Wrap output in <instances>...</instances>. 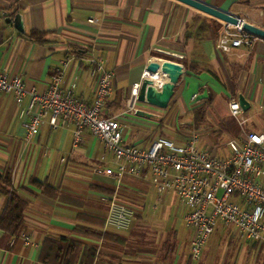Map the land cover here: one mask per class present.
Here are the masks:
<instances>
[{
  "label": "crops",
  "instance_id": "0c3cea01",
  "mask_svg": "<svg viewBox=\"0 0 264 264\" xmlns=\"http://www.w3.org/2000/svg\"><path fill=\"white\" fill-rule=\"evenodd\" d=\"M196 1L264 30V0ZM15 16H21L23 33L5 23ZM90 19L94 22H88ZM221 23L175 0H0V67L9 76H18L28 92L38 93L44 92L51 77L62 69L61 88L71 89L77 100L89 105L95 75L88 60L90 56L101 58L113 72L106 115L122 130L125 145L146 149L157 139L181 145L192 134L204 135V140L198 137L199 148V144L207 145L206 139H216L210 132L221 135L210 128L208 112V129H187L192 109L207 96L212 98L211 105L224 96L228 116V105L237 102L238 95L249 103L242 126L230 116L235 122L233 138L242 132L264 133V41L223 54L216 49ZM31 31L44 33L45 42L29 40ZM66 56L71 60L62 67ZM151 59L177 64L184 71L165 110L135 103V109L150 112L159 121L127 113L131 87L140 82ZM190 66L194 72L189 71ZM27 102L28 97L23 106ZM47 120L26 142L12 94L0 93V174L9 175L11 190L27 202L20 233L0 230V264H42L39 256L47 237L69 238L93 247V264L197 262L189 257L192 233L184 224L187 210L174 194L157 193L145 168L140 177L127 176L117 183L115 160L97 138L83 130L80 144L74 147V126L69 123L53 129ZM204 150L217 155L211 146ZM34 182L52 187L54 195L42 194ZM150 190L157 193L150 211L165 207L161 225L158 220L148 223L143 219ZM115 192L132 211L130 227L124 232L104 226L109 199ZM6 202L0 195V215ZM76 228L110 234L114 239L81 236ZM228 233L229 241L233 234L228 230L226 236ZM247 243L248 260L264 264V257L259 259L262 252L257 254L261 246ZM250 248L253 259L248 255Z\"/></svg>",
  "mask_w": 264,
  "mask_h": 264
},
{
  "label": "built area",
  "instance_id": "2783aa9c",
  "mask_svg": "<svg viewBox=\"0 0 264 264\" xmlns=\"http://www.w3.org/2000/svg\"><path fill=\"white\" fill-rule=\"evenodd\" d=\"M221 24L216 49L223 54H231L232 50L251 46L259 40L244 32L241 25ZM70 60L66 56L62 67ZM88 62L95 75V90L89 105L77 100L71 89L61 88L62 69L51 77L47 89L38 93L28 92L18 76H9L0 67V93L12 94L18 106L25 141L30 142L38 134L45 118L53 129L71 123L74 126V147L80 144L83 130H88L113 156L117 183L127 176L140 177L145 168L157 193L170 192L185 206L184 224L192 233L189 242L192 261L199 260L218 225L233 227L242 238L264 249V133L242 132L225 143L226 152L222 155L198 148L195 134L181 145L164 139L153 141L146 149L125 145L122 130L106 115L113 72L101 58L90 56ZM145 77L143 74L141 79ZM138 88L139 83L130 90L131 104L127 108L130 115L136 110ZM26 97L28 102L23 106ZM228 111L239 126L245 123L244 113L237 102H231ZM131 219L132 211L117 199L115 192L109 199L104 226L124 232L129 229Z\"/></svg>",
  "mask_w": 264,
  "mask_h": 264
},
{
  "label": "trees",
  "instance_id": "16d2710c",
  "mask_svg": "<svg viewBox=\"0 0 264 264\" xmlns=\"http://www.w3.org/2000/svg\"><path fill=\"white\" fill-rule=\"evenodd\" d=\"M12 17V14L9 15ZM28 39L39 44L45 42V34L38 31H31L27 35ZM189 71L194 72V66L189 67ZM200 91V90H199ZM212 98L207 96L203 103L195 107L191 111V122L187 126L188 130L203 131L208 129L206 125L207 112L211 105ZM212 137H219L216 131L210 132ZM41 193L44 195H54L55 190L47 184L34 182ZM0 195L7 198L6 205L0 215V230L11 234L18 235L23 228V213L27 207V202L11 190L10 177L6 174H0ZM101 226V224H99ZM78 235L103 240H113L110 234H100L89 230L76 228ZM229 242H231L229 240ZM252 249H257L252 245ZM249 249L251 255L252 249ZM95 249L88 245H84L76 240L69 238H52L47 237L42 242L39 260L42 264H93L95 259ZM257 254L264 253V249L259 247Z\"/></svg>",
  "mask_w": 264,
  "mask_h": 264
},
{
  "label": "rangeland",
  "instance_id": "374dc122",
  "mask_svg": "<svg viewBox=\"0 0 264 264\" xmlns=\"http://www.w3.org/2000/svg\"><path fill=\"white\" fill-rule=\"evenodd\" d=\"M226 105V98L224 96H220V99H215L213 104L209 108L208 113L211 115L212 121L208 120V124L210 125L211 129L221 131V135H219V137H217L216 139H206L205 142L207 145H205L204 143L199 144L198 146L200 149H207L208 146H211L213 149L217 150V155L224 154L223 151L226 150L225 143L235 135L234 131L232 130L235 126V122L234 120H232L230 115H227ZM182 131L186 132L184 129H182ZM198 137L200 141L204 140L205 138L204 135H198ZM156 198L157 193L150 190L143 219L148 223L150 220L155 219L158 220L159 225H161V222L165 220L164 218H162V213L165 211V207L159 205L156 208V211H150L151 206L156 202ZM177 204L178 203L175 202L174 205ZM149 225L154 227L153 224ZM154 229L158 231L157 226ZM228 230L233 234L231 236L232 239H229L231 242L228 241L229 233L226 236V232ZM247 244V241L244 240L236 232V230H234L233 227L224 228L220 225L208 240L206 246L202 250V254L199 260L195 264H256L253 263L254 261L252 262L251 260H248V257L246 256ZM183 245V252L186 255L188 254L186 240L184 241ZM251 256L252 255H250V257ZM263 257L264 253L262 252L259 255V259ZM251 258L253 259L254 255Z\"/></svg>",
  "mask_w": 264,
  "mask_h": 264
},
{
  "label": "water",
  "instance_id": "95a60500",
  "mask_svg": "<svg viewBox=\"0 0 264 264\" xmlns=\"http://www.w3.org/2000/svg\"><path fill=\"white\" fill-rule=\"evenodd\" d=\"M175 1L206 14L222 23L231 26L241 25V29L244 32L264 41L263 29L246 22H241L237 17L230 13L216 10L196 0ZM5 23L13 26L16 31L23 33L21 16H15L12 20L7 19ZM144 74L146 77L142 78L139 82V88L135 99L136 103L159 110H165L173 96L175 86L178 84L180 77L184 74L182 67L168 61L159 62L158 60L151 59L146 62ZM156 79L158 82H156ZM237 103L243 112H246L249 109V103L242 95H238ZM134 115L146 120H160L158 116L141 109H136Z\"/></svg>",
  "mask_w": 264,
  "mask_h": 264
},
{
  "label": "bare ground",
  "instance_id": "6f19581e",
  "mask_svg": "<svg viewBox=\"0 0 264 264\" xmlns=\"http://www.w3.org/2000/svg\"><path fill=\"white\" fill-rule=\"evenodd\" d=\"M157 80V79H156Z\"/></svg>",
  "mask_w": 264,
  "mask_h": 264
}]
</instances>
